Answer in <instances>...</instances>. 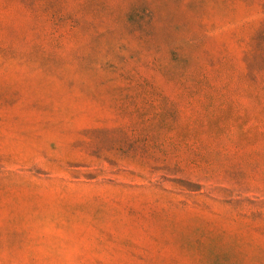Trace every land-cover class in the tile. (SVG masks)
<instances>
[{"label": "rangeland", "instance_id": "374dc122", "mask_svg": "<svg viewBox=\"0 0 264 264\" xmlns=\"http://www.w3.org/2000/svg\"><path fill=\"white\" fill-rule=\"evenodd\" d=\"M0 264H264V0H0Z\"/></svg>", "mask_w": 264, "mask_h": 264}]
</instances>
